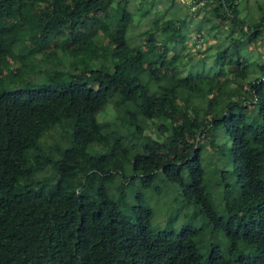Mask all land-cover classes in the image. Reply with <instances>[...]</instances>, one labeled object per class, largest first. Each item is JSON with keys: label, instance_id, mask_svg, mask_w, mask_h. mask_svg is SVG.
<instances>
[{"label": "trees", "instance_id": "1", "mask_svg": "<svg viewBox=\"0 0 264 264\" xmlns=\"http://www.w3.org/2000/svg\"><path fill=\"white\" fill-rule=\"evenodd\" d=\"M129 1L0 0V264H264V53L249 83L241 55L249 46L264 49V6L252 21L243 19L240 0H190L195 11L203 7L207 34L220 43L203 55V70L215 73L194 76L178 51L184 19H153L131 47ZM138 8L140 18L151 12ZM113 97L120 128L135 125L134 143L117 124L100 126L97 113ZM140 118L164 121L157 139L137 126ZM218 128L230 140L240 190L224 201L223 216L211 206L202 167V144ZM57 129L65 146H43ZM46 168L51 175L38 178ZM117 174L122 200L137 177L162 194L161 174L182 203L225 234L228 257L212 249L202 259L195 231L155 232L142 195L123 215L112 200ZM218 184L231 188L223 176Z\"/></svg>", "mask_w": 264, "mask_h": 264}, {"label": "rangeland", "instance_id": "2", "mask_svg": "<svg viewBox=\"0 0 264 264\" xmlns=\"http://www.w3.org/2000/svg\"><path fill=\"white\" fill-rule=\"evenodd\" d=\"M239 2L242 3V17L245 20H255V18L259 16V5L264 6V0H240ZM129 5L130 9L135 12L132 24H129L126 29V41H128L131 47H137L141 43V36L151 25L153 19L157 20L158 18L161 21L160 23H162L165 18L173 21L182 18L185 21V25L178 36L184 37L186 41L183 44L178 45L180 61L188 62V65L195 70V73H193L194 76H200L201 74L213 75L215 73V69L211 67H207L203 70L204 63H207L203 57L204 53L208 50V47L218 41L215 40L216 38L207 34L209 23L206 21L207 19L204 20L203 16L205 15V11L202 6H198V9L195 11L193 6H197V4L191 5L190 0H130ZM141 5H146V9L148 8L151 10V12H146L142 18H140V14L138 13V7H141ZM111 12L113 16L116 15L114 9H112ZM219 32L221 33V31ZM199 36L201 38L203 36L205 45L200 47V49H197L196 39H198ZM218 45H220L219 42ZM260 53H264V49L260 52L257 48L252 46L244 48L243 53H241V55L246 58L249 66L250 79L248 83L255 80L258 76L256 67L262 60V54L260 58ZM1 63L4 64L5 61H1ZM46 68L52 70L56 68V66L53 64H46ZM13 69H16V67H13ZM42 69L44 70V68ZM37 70H40V68H37L36 71ZM187 72L188 69L183 68V75ZM141 78L143 84L147 86L148 90L152 91L156 88V84L152 78L145 74L141 75ZM246 84L247 83H245V85ZM229 85L230 84L226 85L228 91L233 90ZM236 90L238 89L236 88ZM118 100L117 97L109 99L105 107L97 113L98 121L103 129L109 124H117L119 128L121 127L122 121L118 118L115 119L119 115L115 105ZM129 106L135 111L134 106L130 104ZM129 106L125 107V110L128 109L129 111H132L131 108L129 109ZM242 114L248 115V112L242 111ZM143 121L145 122L144 124ZM112 125H110V129L112 128ZM139 125H141L142 128L144 127L145 135L157 139L156 128L158 126H163L164 121L157 120L152 122L140 118L137 126ZM132 126L135 130V125ZM132 128L129 127V131L124 130L125 128H120V132L123 136H126L129 141L134 143L136 142V139L131 136L134 132L132 131ZM62 136H66V133L61 129H57L44 135L40 142L43 146L55 149V144L56 146L63 144L61 140ZM62 146L64 147L65 145ZM94 146L95 144H91L88 148L90 155L95 154L92 150ZM202 149L205 160L203 161L202 167L205 173V181L208 185L207 193L209 195V201L215 213L219 216H223L224 201L226 199H235L240 194L239 187L235 185L234 176L232 175L234 156L231 149V143L224 130L218 128L211 131L208 139L202 144ZM100 150H102V153L109 152L108 149L104 148H101ZM50 175V169L46 168L43 173L38 174V178ZM127 176L129 178L130 173ZM221 176H223L225 183L231 186L228 192H225L224 187L222 188L218 184ZM113 177L115 181L112 186L114 192V194H112V200L118 204L123 215L129 217L130 208L137 205V196L142 195L152 211L153 217L151 223L153 224L155 232L166 231L169 228L175 229L176 231L182 229L195 231L198 233L196 246L202 259L207 260V256L212 249H217L223 257H228L227 243L224 238L225 234L221 231H215L212 228V225L201 215L200 210L196 205L193 203H182L181 196L177 190L173 186H170L161 174L158 175V180L163 191L162 194H157L153 189H145L144 186H142L141 179L137 177L133 178L129 187L126 188V198H124V200H122L121 195L116 192L117 187L120 185L121 176L117 174ZM239 248L243 253L247 255L251 254V250L245 244L240 243Z\"/></svg>", "mask_w": 264, "mask_h": 264}, {"label": "built area", "instance_id": "3", "mask_svg": "<svg viewBox=\"0 0 264 264\" xmlns=\"http://www.w3.org/2000/svg\"><path fill=\"white\" fill-rule=\"evenodd\" d=\"M193 9H196V8H193ZM197 48L199 49L200 47L204 46L205 45V41L199 36V38L197 39Z\"/></svg>", "mask_w": 264, "mask_h": 264}, {"label": "crops", "instance_id": "4", "mask_svg": "<svg viewBox=\"0 0 264 264\" xmlns=\"http://www.w3.org/2000/svg\"><path fill=\"white\" fill-rule=\"evenodd\" d=\"M157 21H158V22H161L158 18H157ZM171 21H173V20H171Z\"/></svg>", "mask_w": 264, "mask_h": 264}]
</instances>
